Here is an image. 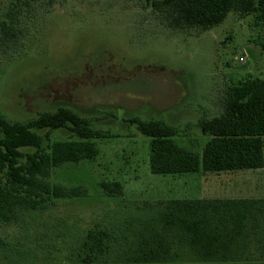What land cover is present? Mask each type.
Here are the masks:
<instances>
[{
    "label": "rangeland",
    "instance_id": "374dc122",
    "mask_svg": "<svg viewBox=\"0 0 264 264\" xmlns=\"http://www.w3.org/2000/svg\"><path fill=\"white\" fill-rule=\"evenodd\" d=\"M151 3L40 0L18 11V0H0V18L18 11L14 21L19 33L13 41H0V112L26 121L66 106L111 133L94 139L100 148L94 160L53 176L85 183L90 190L85 198L56 201L49 211L54 219L76 222L74 230L116 226L146 202L264 198V167L153 173L151 138L132 122L161 119L187 128L177 141L202 153L210 137L201 133L199 118L219 112L224 87L264 75V26L254 14L230 12L206 31L175 30L161 21ZM51 138L66 134L54 131ZM113 180L123 185L120 198L105 197L98 188L101 181ZM18 232L17 226L0 225L2 236ZM66 254L61 250L54 264H67Z\"/></svg>",
    "mask_w": 264,
    "mask_h": 264
},
{
    "label": "trees",
    "instance_id": "16d2710c",
    "mask_svg": "<svg viewBox=\"0 0 264 264\" xmlns=\"http://www.w3.org/2000/svg\"><path fill=\"white\" fill-rule=\"evenodd\" d=\"M38 1L18 0V11ZM151 6L175 30L206 31L223 23L230 12L254 14L264 26V0H152ZM18 11L0 18L1 42L18 37ZM217 105L219 112H204L197 121L201 133L210 137L202 153L177 141L187 128L161 119H132L151 138L153 173L264 167V75L224 87ZM54 131H64L66 138L52 140ZM109 136L66 106L26 121L0 112V225L19 228L18 235H0V260L54 264L56 255L66 250L67 264H264V198L146 202L116 226L80 231L74 230L76 222L50 217L56 201L91 195L85 183L54 180V174L94 160L100 153L94 139ZM98 188L105 197L124 195L120 181H101Z\"/></svg>",
    "mask_w": 264,
    "mask_h": 264
}]
</instances>
